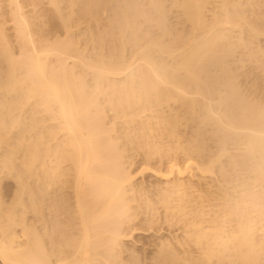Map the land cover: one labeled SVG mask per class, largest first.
Masks as SVG:
<instances>
[{"label": "bare ground", "instance_id": "1", "mask_svg": "<svg viewBox=\"0 0 264 264\" xmlns=\"http://www.w3.org/2000/svg\"><path fill=\"white\" fill-rule=\"evenodd\" d=\"M8 2L0 188L14 190L6 201L0 189V264H264V0H46L61 35L47 28L43 41ZM132 139L147 159L209 151L208 165L197 155L200 167L184 166L215 181L157 188L181 232L147 242L141 258L121 250L135 219Z\"/></svg>", "mask_w": 264, "mask_h": 264}, {"label": "rangeland", "instance_id": "2", "mask_svg": "<svg viewBox=\"0 0 264 264\" xmlns=\"http://www.w3.org/2000/svg\"><path fill=\"white\" fill-rule=\"evenodd\" d=\"M18 1H20L19 3L20 4H22L21 6H22V8H23V10L22 11H24V12H27L26 13V15L24 14V16H26V18H27V20H28V23H29V21L30 20H32V21H30L31 22V26L30 27H35V28H30L31 29V31L34 33L35 32V34L34 35H36L35 36V38L36 39H40V41L42 40L43 41V39L45 40H47V37L49 36L50 38L51 37H55L56 36V33H58V35H61V31H59V28L57 27V26H55V22H56V19L54 18V17H52L51 16V12H50V10H49V8L47 7L48 5L46 4V0H18ZM5 2H6V4H5ZM8 0H0V4H1V8H0V14H1V18H3V19H0L1 21H3V20H5V22L4 23H6V25L4 24V26H5V29H6V31H7V34H8V36H9V38H10V40L12 41V43H15V38H14V32L12 31V29H14V28H12V26L14 25V23H12V21H10L12 18H11V16H10V7H11V11H12V7H13V4H10V2H8ZM31 2H33L35 5H33V3H31ZM25 3L27 4V5H25ZM28 3H29V5H28ZM32 4V6H33V8H32V6H31V8H30V5ZM39 4H40V6H39ZM11 5V6H10ZM24 5V6H23ZM38 5V6H37ZM8 6H10L9 8H7ZM29 6V7H28ZM43 6H44V9H43ZM26 7V8H25ZM29 9H28V8ZM34 7H35V9H34ZM48 9V10H47ZM26 10V11H25ZM33 11V13L32 12H30L29 13V11ZM2 11V12H1ZM36 11V12H35ZM38 11H39V13H38ZM44 11H45V14H44ZM5 12V13H4ZM7 12V13H6ZM9 14V15H8ZM30 14V15H29ZM33 14H35L36 16H34ZM33 15V16H32ZM10 16V17H9ZM47 16V17H46ZM50 16V17H49ZM8 17H9V19H8ZM34 17V18H33ZM41 17V18H40ZM34 20H33V19ZM39 18V19H38ZM50 18V19H49ZM47 19V20H46ZM7 21V22H6ZM9 21V22H8ZM40 21H41V23H40ZM43 21V22H42ZM50 21V22H49ZM14 22V21H13ZM45 23V24H44ZM52 24V26H54V27H52L51 26V24ZM13 24V25H12ZM33 24V25H32ZM49 24H50V26H49ZM8 25V26H7ZM41 25H42V28H41ZM44 25V26H43ZM45 25H48V26H45ZM8 27V28H7ZM36 27H37V29H36ZM11 28V29H10ZM45 28V29H44ZM47 28H48V30H47ZM49 28H50V30H49ZM34 29H36V30H34ZM41 29V30H40ZM48 32H47V31ZM51 31V32H50ZM52 31L55 33V35H54V33H52ZM57 31V32H56ZM44 32L46 33H49V34H47L46 33V35H48V36H46V38H44L45 37V34H44ZM12 33V34H11ZM42 33V34H41ZM41 34V35H40ZM53 34V35H52ZM13 37H12V36ZM39 35V36H38ZM52 35V36H51ZM42 37H43V39H42ZM48 37V39H50ZM14 41V42H13ZM16 45L14 44V47H15ZM16 48V47H15ZM120 125V124H119ZM132 126V127H131ZM133 126H135L134 124H132V125H130L129 124V127H128V129L126 130V131H128L127 132V135L128 136H130L129 134H131L132 133V135H133V132H132V129H134V127ZM116 129H118L119 127H118V125H116ZM119 131V130H118ZM131 131V132H130ZM118 134H120V131L119 132H117ZM116 133V134H117ZM129 133V134H128ZM130 137H132V136H130ZM141 140V139H140ZM132 141H133V139H132ZM139 141V140H138ZM137 141H133V142H131L130 143V145H129V142H125L124 143V145H125V147L124 148H126L125 149V154H126V156L127 155H129V156H127V158L129 157V160H131V161H129L127 158V163H126V165L125 166H127V167H129V169H128V171L130 172L131 171V173H132V181H131V184H133L132 185V187L134 188H132L131 187V189L133 190H131V192L133 193V194H131V192H129V194H131L132 196H133V198H132V200L134 201V203L132 202L130 205L131 206H134V207H132L133 209L138 205V206H141L140 208H135L133 211L131 210V213L133 214H136V215H134L133 214V216H135V219L133 218V220H132V222L130 223V226L125 230L126 232V235H128V234H130V235H128V237H126L125 239H123V244H122V251H123V254H122V256L123 257H126L127 255H128V253L130 254L132 251H133V253L134 254H139V258H141L142 256H141V254H144L143 252H145L148 248V244H147V242H149V241H151L152 239H154V238H156V237H165V236H168L170 239H171V237H172V235L173 234H178L179 232H181L180 231V225L177 227L176 225H172L173 223L174 224H176L175 222H173L171 225L172 226H170V223L172 222H170V221H167V220H165V218H164V216H163V214H164V209H162V204L159 206V204L160 203H156V198H158L157 196L158 195H154V194H157V192H159V190H161V191H163V190H165L166 189V187L167 186H164V185H167V183H168V181H170V179L171 178H176L175 180L174 179H171L172 181H177V179H182V181H183V179L184 180H190L189 182L191 183L192 181V183H191V185L193 184V183H195L196 184V182L199 184L200 182H201V179H202V183H204V184H202V183H200V184H202V185H200L199 184V186L201 187H199L198 186V184H196V185H192L193 186V188L194 187H197L198 186V188L201 190V189H203L204 188V190H205V187L207 186L206 184H208V181H209V184L211 183V181H212V183L211 184H215L214 182H213V179L214 178H210V177H207V179H206V182L207 183H205V181L203 182V180H205V178L206 177H204V179H203V176L199 173V171H198V168L197 167H200L199 165H198V161L195 159V157L196 158H198L197 157V155L199 156V155H201V157H203V155H204V159H205V156L209 153L210 154V152L209 151H205V153L204 154H197V155H192V159L189 157H187L184 153H180V152H178V155H179V153H180V155H179V157H176V156H178L177 155V152H173L172 150L171 151H168V152H170V153H168L167 151H166V148H164L163 149V151L165 150L166 151V155H163L164 153H165V151L161 154V152L160 153H158V155H157V153H155L154 155L155 156H153L152 158L150 157V155L148 156V157H150V159H147V155H146V153H144V154H141V152L143 153L144 152V150L142 149V148H139V146L142 144V143H140V142H138L139 143V145H137V143H136ZM209 144H211V143H208L207 145L208 146H210ZM127 146V147H126ZM128 146H130V148L128 147ZM133 147V149H132V147ZM136 147V149H135V147ZM128 148H129V150H128ZM210 148V147H209ZM131 150V151H130ZM137 152H136V151ZM139 150V151H138ZM143 150V151H142ZM212 150V149H211ZM129 151V153H127ZM134 151V152H133ZM168 153V154H167ZM173 153V155L171 156V155H169V154H172ZM160 154V155H159ZM175 154V155H174ZM183 154L185 155V157L183 156ZM131 155V156H130ZM133 155V156H132ZM182 155V156H181ZM157 156H158V158H157ZM165 158H164V157ZM174 156V157H173ZM208 156V155H207ZM206 156V157H207ZM210 156V155H209ZM144 157V158H143ZM162 157V158H161ZM170 157H171V159H170ZM182 157H184V160H185V162H184V160H183V158ZM186 157L188 158L187 160H186ZM173 158V159H172ZM199 158H200V156H199ZM209 157H207V159H208ZM152 159V160H151ZM165 159V160H164ZM176 159H177V161H176ZM189 159H191L190 160V162H195V163H193V164H196V165H198L197 167H196V165H195V168H197V170H195V168H194V166L192 167L191 165V167H192V169H191V167L190 166H188V167H190V169H188V170H186L185 169V167H187V162L186 161H188ZM193 159H195L196 161H197V163H196V161L194 160L193 161ZM201 159V158H200ZM199 159V164L202 162V161H204L203 163H201L200 165H202V167H204L203 166V164H206L207 163V159H201L200 160ZM149 160V161H148ZM167 160V161H166ZM170 160V161H169ZM182 160V161H181ZM129 161V162H128ZM165 161V162H164ZM174 162V163H173ZM189 162V161H188ZM129 163V164H128ZM192 163H190V164H192ZM128 164V165H127ZM172 165V169H171V167H169V166H171ZM184 164H187L186 166H184ZM130 165V166H129ZM206 165H208V163L206 164ZM184 167V168H183ZM167 168H168V170H167ZM175 168H180L179 170H183L184 172H182L181 174V176H179V174H178V172H177V176H176V173H174L175 171H178V170H176ZM193 168H194V170H193ZM171 169V170H170ZM141 170H142V172H141ZM170 170V171H169ZM186 170V171H185ZM192 170V171H191ZM159 172H162V173H164V174H161V176H163V177H161V176H159L158 175V173ZM169 171V172H168ZM197 171V172H196ZM168 172V173H167ZM196 172V173H195ZM154 173V174H153ZM156 173H157V175H156ZM197 173H199L200 174V177L198 176L199 174H197ZM168 174V175H167ZM184 174V175H183ZM195 174V175H194ZM165 175H167V177L165 176ZM175 175V176H174ZM187 175V176H186ZM196 176L197 177H199V178H201L200 179V182H198L199 181V179L198 178H196ZM202 176V177H201ZM166 177V178H165ZM184 177V178H183ZM134 178V179H133ZM190 178V179H189ZM166 179H169L168 181L166 180ZM198 179V180H197ZM172 181L171 182H169L168 183V186L169 185H171L170 183H172ZM188 181H185V182H188ZM188 182V183H189ZM11 183V184H10ZM164 183H166V184H164ZM189 183V184H190ZM12 184L14 185V183L10 180H5V181H3L2 182V188H0L1 189V192L3 193L4 192V194H2L3 196H4V198H5V200L6 201H9L10 200V197H11V195L10 194H12L13 193V190H14V186H13V188H12ZM172 184H174V183H172ZM208 184V185H209ZM210 184V185H211ZM209 185V187H211ZM137 187H138V189H137ZM162 187H165L164 189L162 188ZM214 187V186H213ZM212 187V188H213ZM157 188H159V190L157 189ZM163 190H162V189ZM198 188H195V189H197L198 191V193H199V189ZM207 188V187H206ZM141 189V190H140ZM155 190V191H154ZM144 191L146 192L145 194H144ZM202 191V190H201ZM12 192V193H11ZM141 192V193H140ZM155 192V193H154ZM197 192H195V193H197ZM137 193V194H136ZM160 194H159V196L161 195V192H159ZM162 193H164V192H162ZM147 194V195H146ZM10 195V197L9 198H7L8 196ZM142 195V196H141ZM145 195V196H144ZM130 196V195H129ZM138 196V197H137ZM139 196H141V197H143L142 199H140L139 198ZM156 196V197H155ZM162 196V195H161ZM135 197H136V200H135ZM146 197V198H145ZM138 198V199H137ZM149 198V202H152L153 203V208L154 209H156V210H154L153 208L151 209V211H152V213H149L150 214V218H151V220H148L147 219V217L149 218V214L148 213H146V212H148V211H150V210H147L146 208V210L147 211H144L145 209H144V206H143V208H142V205H143V203H142V201H144L145 199H146V202H148L147 201V199ZM7 199H9V200H7ZM153 199H155V200H153ZM138 200V201H137ZM152 200V201H151ZM137 201V202H136ZM137 203V205L135 206V205H133V204H136ZM138 202H139V204H138ZM141 202V203H140ZM158 202V201H157ZM141 204V205H140ZM155 204V205H154ZM158 204V205H157ZM137 206V207H138ZM151 207H152V205H151ZM156 207V208H155ZM141 209V211H139ZM138 210V211H137ZM136 211V212H135ZM150 211V212H151ZM156 211V212H155ZM163 213H162V212ZM139 212V214H137ZM143 212H144V215H143ZM157 212H158V214H157ZM145 213H146V215H145ZM151 214H154V216L152 215V217H153V220H154V218H156L155 219V222L152 220V217H151ZM162 214V215H161ZM139 215V216H138ZM155 215H156V217H155ZM132 216V217H133ZM146 217V221H144L145 219L143 218V217ZM141 219H140V218ZM160 220H159V219ZM163 218V219H162ZM140 219V220H139ZM144 219V220H143ZM136 220V221H135ZM142 220V221H141ZM158 220V221H157ZM161 220H163V222L161 221ZM139 221H141V222H144V223H141V222H139ZM153 222V224L152 223H149V222ZM166 221V222H165ZM158 222H159V224H158ZM168 222V223H167ZM170 222V223H169ZM149 223V224H148ZM157 223V224H156ZM162 223V224H161ZM179 223V222H178ZM144 225V226H143ZM151 225H154V226H151ZM160 225V226H159ZM166 225V226H165ZM178 225V224H177ZM155 226L157 227L156 229H155ZM165 226V227H164ZM167 226H169V227H167ZM143 227V228H142ZM145 227H148V228H145ZM160 227V228H159ZM176 227V230L174 229ZM167 228H171V229H169V231H167L168 229ZM173 228V229H172ZM179 229V231H177L178 229ZM132 229V230H131ZM131 230V231H130ZM146 230H148V231H146ZM153 230H156V231H153ZM159 230V231H158ZM162 230V231H161ZM165 231H167V232H170V233H168L167 234V232H166V234H164L165 233ZM153 232H155V234L153 233ZM174 232V233H173ZM157 233H158V235H157ZM172 234V235H171ZM180 234V233H179ZM164 235V236H163ZM155 236V237H154ZM149 238H150V240H149ZM125 246V247H124ZM147 249H146V248ZM124 249V250H123ZM132 249V250H131ZM146 249V250H145ZM145 250V251H144ZM140 252H142L141 254H140Z\"/></svg>", "mask_w": 264, "mask_h": 264}]
</instances>
